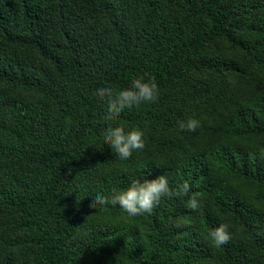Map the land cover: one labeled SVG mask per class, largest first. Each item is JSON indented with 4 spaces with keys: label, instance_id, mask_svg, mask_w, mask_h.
<instances>
[{
    "label": "trees",
    "instance_id": "trees-1",
    "mask_svg": "<svg viewBox=\"0 0 264 264\" xmlns=\"http://www.w3.org/2000/svg\"><path fill=\"white\" fill-rule=\"evenodd\" d=\"M134 76L159 99L112 116L96 85ZM144 174L173 190L150 213L93 203ZM0 264H264V0H0Z\"/></svg>",
    "mask_w": 264,
    "mask_h": 264
},
{
    "label": "clouds",
    "instance_id": "clouds-1",
    "mask_svg": "<svg viewBox=\"0 0 264 264\" xmlns=\"http://www.w3.org/2000/svg\"><path fill=\"white\" fill-rule=\"evenodd\" d=\"M97 92L106 95V110L112 116H118L124 109L140 104L156 103L160 95V86L154 78L134 76L124 86L116 85L109 81H102L96 85ZM200 121L192 116L177 119L178 130L194 131ZM102 139L107 143L111 153L121 160L130 157L134 150L144 148V133L139 126H124L121 124L107 123L102 130ZM150 174L143 177H129L127 183L117 189L113 188L108 193L93 192V203L101 206H118L127 216L135 217L150 213L160 202L161 197L170 194L171 190L168 177L158 174L149 178ZM190 184L184 181L174 189L178 197H183L190 192ZM198 199L191 197L188 206L192 209L198 207ZM230 225L226 222L219 223L207 233L209 240L216 246L226 244L230 239Z\"/></svg>",
    "mask_w": 264,
    "mask_h": 264
}]
</instances>
